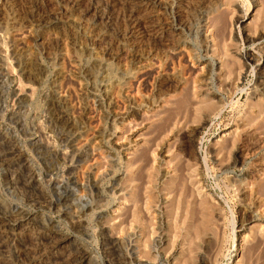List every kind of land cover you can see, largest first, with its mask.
<instances>
[{
  "label": "rangeland",
  "instance_id": "1",
  "mask_svg": "<svg viewBox=\"0 0 264 264\" xmlns=\"http://www.w3.org/2000/svg\"><path fill=\"white\" fill-rule=\"evenodd\" d=\"M160 1L0 0L8 25L19 27L0 26V77L16 91L22 72L40 78L26 100L0 88V264H75L71 256L82 252L85 264H264V92L257 85L264 73V0ZM30 13L51 15L63 27L62 48L46 44L57 33L41 14L34 19ZM173 30L187 47L169 44ZM13 37L21 48L15 54ZM251 50L258 65L242 61L240 53ZM211 60L213 76L200 83V67ZM148 68L159 76L154 84L164 96L153 101ZM177 71L181 84L171 89L160 83ZM127 78L142 104L125 116L114 84ZM102 83L113 85L115 115L105 102L98 105ZM92 132H112L124 145L119 155L88 151V161L96 158L97 172L105 175L102 187L118 169L116 195L91 188L85 174L77 175L83 166L71 173L84 180L76 179L85 184L83 196L101 194L100 203L120 209L89 214V222L75 227L67 216L76 202L69 195L80 184L68 182L67 147ZM62 236L67 242L56 245Z\"/></svg>",
  "mask_w": 264,
  "mask_h": 264
},
{
  "label": "bare ground",
  "instance_id": "2",
  "mask_svg": "<svg viewBox=\"0 0 264 264\" xmlns=\"http://www.w3.org/2000/svg\"><path fill=\"white\" fill-rule=\"evenodd\" d=\"M72 1V0H71ZM74 1V0H73ZM148 1H154V0H148ZM160 1V0H159ZM65 2V1H64ZM64 2H62V3H64ZM161 2V1H160ZM68 3V2H67ZM73 3V2H72ZM31 5H33V4H31ZM36 5V4H35ZM38 5V4H37ZM67 5H69V3L67 4ZM67 5H65L64 4V6H67ZM71 5V4H70ZM78 5V4H77ZM165 5V4H164ZM39 6V5H38ZM63 6V5H62ZM72 6L73 7H76V4H72ZM72 6H71V8H72ZM163 6V5H162ZM35 6H33V8H34ZM203 7V6H202ZM33 8H31V10L33 11L34 9ZM63 8V7H62ZM3 9H4V7H3ZM29 9L30 8H28V10H26L28 13H29ZM35 9H37V11L38 10H40V9H38L37 7H35ZM69 9H70V7H69ZM1 10V9H0ZM6 10V9H5ZM30 10V11H31ZM67 10H68V8H67ZM41 11H42V9H41ZM74 11V10H73ZM7 12V11H6ZM27 12H26V16H28L27 15ZM39 12V11H38ZM64 12V11H63ZM33 13V12H32ZM32 13H30V14H32ZM35 13V12H34ZM39 14H41L42 15V13H38V15ZM102 14V13H101ZM23 15H25V14H22V16ZM38 15H35L36 17L38 16ZM91 15V14H90ZM32 16H33V14H32ZM32 16H29V17H32ZM17 17V16H16ZM24 17V16H23ZM35 17V18H36ZM101 17V16H100ZM28 18V17H27ZM33 18H34V16H33ZM34 18V19H35ZM41 18V20H43V21H45V22H47V23H49L50 24V27L51 28H53V30H55V33H57V34H55V36L53 37H49V38H47L46 40H47V42H46V44L47 45H49V47L50 48H59L61 45H63V43H64V41L62 42V39H61V37H60V35H62V34H60L63 30H62V26L60 25H58L57 23H55L52 19H53V17L51 16V15H48V14H45V13H43V15H42V17H40ZM20 19H22V17H20ZM25 19V18H24ZM23 19V20H24ZM31 19V18H30ZM15 20V19H14ZM28 20V19H27ZM32 20V19H31ZM40 20V19H39ZM13 21V20H12ZM18 21V20H17ZM21 21V20H20ZM29 21V20H28ZM35 21H37V20H35ZM14 22V21H13ZM16 22V21H15ZM14 22V23H15ZM25 22V21H24ZM30 22V21H29ZM32 22V21H31ZM39 22V21H38ZM44 22V23H45ZM42 22H40L39 24H41ZM43 23V24H44ZM223 23V22H222ZM235 23H237V21L235 22ZM24 24V23H23ZM28 24H30V23H28ZM36 24V23H35ZM34 24V25H35ZM38 24V23H37ZM14 25H16V23L15 24H13L12 22H10L9 23V25H8V23H7V19H6V14H5V12L2 10V12H0V26H5V27H7V28H12L13 29V26ZM30 25H32V24H30ZM47 25V24H46ZM101 25V24H100ZM214 26V25H213ZM15 28H17L16 26H14ZM31 27V26H30ZM46 27V26H45ZM44 27V28H45ZM6 28V29H7ZM19 28V27H18ZM17 28V29H18ZM3 29V28H2ZM5 29V28H4ZM62 30V31H61ZM47 31V30H46ZM61 31V32H60ZM246 33V32H245ZM244 33V34H245ZM33 35V34H32ZM168 35V34H167ZM246 36H248L247 34H245ZM63 36V35H62ZM245 36V37H246ZM32 37V36H31ZM14 39L12 40V52L11 53H13V54H15L16 53V49L18 48V46H16V45H18V44H16V38L15 37H13ZM63 38V37H62ZM164 38H165V35H164ZM11 39V38H10ZM31 39V38H30ZM32 39H34V38H32ZM44 39V38H43ZM43 39L41 38V40L43 41ZM65 39V38H64ZM63 39V40H64ZM166 39L168 40V42H170L169 44H172L173 46H175V47H180V46H182L183 45V42L181 41V39H180V37L178 36V34H176V32L173 30V31H171L170 32V34L168 35V36H166ZM45 39H44V41H46ZM25 41H27V40H25ZM41 41V42H42ZM44 41L42 42V43H44ZM11 42V41H10ZM28 42V41H27ZM40 42V43H41ZM165 42V41H164ZM20 44V43H19ZM28 43H26V45H27ZM45 44V45H46ZM186 44V43H185ZM184 44V45H185ZM44 45V46H45ZM183 45V46H184ZM182 46V47H183ZM15 47H16V49H15ZM26 46H24V48H25ZM185 47H187V44H186V46ZM184 47V49L186 50V48ZM9 48V47H8ZM10 48H11V46H10ZM9 48V49H10ZM20 48V47H19ZM18 48V49H19ZM61 48H62V46H61ZM8 49V50H9ZM21 49V48H20ZM19 49V50H20ZM27 49V48H26ZM26 49H24V51L26 50ZM183 49V48H182ZM187 49H189V48H187ZM18 50V51H19ZM28 51V50H27ZM180 51V50H179ZM256 51H258L257 49H256ZM9 52V51H8ZM7 52V53H8ZM26 52V51H25ZM24 52V53H25ZM48 52V51H47ZM21 53H23V51L21 52ZM20 53V54H21ZM49 53V52H48ZM186 53H187V50H186ZM188 53H190L189 51H188ZM17 55V54H16ZM15 55V56H16ZM106 55H109L108 53H104L103 55H102V57H101V59L103 60L104 58H105V56ZM182 55V54H181ZM240 55H241V58H242V61L245 63V64H248L249 65V63L251 62H254V61H257V63H256V65H258V53L257 52H255V51H253V50H251V51H245L244 53H240ZM8 56V55H7ZM9 56H10V54H9ZM134 56V55H133ZM180 55H178V57H179ZM200 56V55H199ZM4 57V56H3ZM138 57H140V56H138ZM187 57H188V55H187ZM186 57V58H187ZM107 58H109V57H107ZM135 58V57H134ZM189 58V57H188ZM191 58V57H190ZM193 58H196V56L195 57H193ZM199 58V57H198ZM7 59H11V58H7ZM15 59V58H14ZM16 59H19V58H16ZM99 60V61H92L93 62V67H96V68H98L99 67V65H101V61L102 60ZM176 59H178V58H176ZM142 60V59H141ZM194 60V59H193ZM193 60H192V62H193ZM200 60V59H199ZM13 61V59L11 60V62ZM16 61V60H15ZM106 61V60H105ZM133 61V60H132ZM150 61V60H149ZM180 61V60H179ZM178 61V62H179ZM191 61V60H190ZM11 62H9V63H11ZM104 62V61H103ZM138 62V61H137ZM151 62V61H150ZM150 62H148L147 63V65L151 68V66H154V65H152V63H150ZM204 62V61H203ZM13 63H15V62H13ZM194 63V62H193ZM205 63V64H204ZM203 64L204 65H202L200 68H202L203 69V76H201V78H200V80H201V82L200 83H205L206 82V80H208L209 78H211L213 75H211V72H212V67H213V64H212V60L211 61H206V62H204ZM18 63H16V65H17ZM255 64V63H254ZM193 65V64H192ZM263 65H264V63H263ZM135 65H133V67H134ZM132 67V66H131ZM137 67H135L134 69L133 68H130V69H133V74H134V76H135V73L136 72H138V70L136 69ZM150 68H148V69H150ZM262 68V65H260L259 66V69H261ZM129 69V70H130ZM136 69V70H135ZM218 69V68H217ZM258 69V68H257ZM95 70V69H94ZM107 70V69H106ZM106 70H103V71H105L106 72ZM120 70V69H119ZM135 70V71H134ZM156 70V69H155ZM158 70V69H157ZM156 70V71H157ZM201 70V69H200ZM220 70V69H219ZM98 71V70H97ZM97 71H96V73H97ZM124 71V70H123ZM122 71V72H123ZM125 71H127V69L125 70ZM154 71V70H153ZM6 72V71H5ZM22 72V71H21ZM20 72V73H21ZM108 73H109V71H107ZM127 72H129V71H127ZM178 73H173V74H169V75H167V77L165 76V77H162L161 75V81H160V83L161 82H163L165 85H167L168 87L170 86V88L173 86H176V85H178L179 83H180V81H181V78H182V76L180 75V72L179 71H177ZM256 72V71H255ZM104 73V72H103ZM120 73H121V71H120ZM119 73V74H120ZM123 73H125V72H123ZM130 73H132V71H130ZM129 73V74H130ZM157 73V72H156ZM159 73H160V71H159ZM162 73V72H161ZM221 73V72H220ZM1 74V73H0ZM3 74V73H2ZM91 74H92V72H91ZM91 74H88V77H89V79H92L93 77H92V75ZM106 74V73H105ZM152 74H154V72H152V69H150L149 70V72H147V75H148V77L150 78V81H151V84L153 83H155V82H157L156 81V79L158 80V78H159V76H157V74L155 75H152ZM218 74V73H217ZM217 74H216V76H217ZM258 74V73H257ZM4 75H6V74H4ZM20 75H23V80H21V82L23 81V84L22 83H20V84H22V88H21V86H20V89L19 90H11L10 88V79L8 78V77H3L2 75H1V77H0V88L2 89L1 90V92L2 93H4L5 95L7 94H9V92H10V90H11V95H13V96H11V97H16V98H24L25 100H26V98L27 97H29V96H31L30 94H32V90H34L32 87H34L33 85L34 84H36V83H38L39 82V79L40 78H38L36 75H31V74H29V73H21ZM118 75V74H117ZM126 75V74H125ZM87 76V75H86ZM105 76H107V75H104V77L103 78H105L104 80H106L105 81V83L107 82V84H108V80H107V77H105ZM155 76H157L158 78H156ZM258 77L259 78H261V80H259L258 81V79H257V85H259V89H261L260 90V92H264V73H261V74H259L258 75ZM22 78V77H21ZM94 78H95V76H94ZM102 78V77H101ZM119 78V77H118ZM121 78H122V76H121ZM123 78H124V76H123ZM130 78V77H129ZM129 78H127V79H124V81H123V83H121V82H116L117 84H114V85H116L115 87H116V96L119 98L118 100H121L120 102H121V104L122 105H124L125 107H126V114H125V116H127V115H129V114H133V113H135V111L137 112L138 110V104L140 103V104H142V101H137L136 100V98H134L133 97V95L131 94V85H132V82H131V79H129ZM132 78V77H131ZM136 78V77H135ZM148 78V79H149ZM217 78H219V75H218V77ZM100 79V78H99ZM109 79V78H108ZM147 79V78H146ZM147 79V80H148ZM216 79V78H215ZM93 80V79H92ZM103 80V79H102ZM102 80H100L101 82H102ZM103 80V81H104ZM119 80H121V79H119ZM123 80V79H122ZM160 80V79H159ZM159 80H158V82H159ZM199 80V79H198ZM218 80V79H217ZM219 80H220V78H219ZM219 80H218V82H219ZM110 81V80H109ZM116 81V80H115ZM42 82V81H41ZM92 82V81H91ZM148 83H150L149 81H147ZM259 82V83H258ZM105 83H102V84H99L98 85V92L101 94V99H98L97 98V100H98V105L100 106V103H106V108H107V106H108V108H111L112 110H113V112H114V115H115V110H114V108L117 106V104L118 103H116V101H114V100H112V99H110L109 98V95H110V93L111 92H115V91H110V93H109V88H111V87H108V85L107 84H105ZM210 83V82H209ZM221 83V82H220ZM157 84V83H156ZM156 84H154L155 85V88L152 90V87H151V92H148V97H152V101H153V99H158V97H159V95L161 94V91H160V86L158 85V87H160V88H157V86H156ZM181 84V83H180ZM212 84V83H211ZM111 85V84H110ZM162 85V84H161ZM152 86V85H151ZM166 86V87H167ZM206 86H208V84L206 85ZM167 87V88H168ZM30 88H32V90L30 89ZM165 88V87H164ZM164 88H162L164 91H166V90H169V89H167L166 88V90L164 89ZM115 89V88H114ZM172 89V88H171ZM210 89V88H209ZM208 90V89H207ZM96 91V90H95ZM216 91V90H215ZM136 92V91H135ZM167 92V91H166ZM98 93V94H99ZM150 93V94H149ZM163 94V93H162ZM161 94V95H162ZM165 94H167V93H165ZM210 94V93H209ZM137 95V94H136ZM207 95V94H206ZM264 95V94H263ZM94 96H95V94H94ZM94 96H93V98H94ZM115 96V97H116ZM142 96V95H141ZM140 96V97H141ZM144 96L145 97H147L146 96V94H144ZM163 96V95H162ZM96 97V96H95ZM98 97V96H97ZM164 97V96H163ZM211 97H212V95H211ZM220 98V97H219ZM23 99V100H24ZM31 99V98H30ZM150 98H148V100H149ZM19 100V99H18ZM22 100V99H21ZM95 100V99H94ZM93 100V101H94ZM139 100V99H138ZM142 100V99H141ZM147 100V101H148ZM29 101V100H28ZM157 101V100H156ZM19 102H20V100H19ZM145 102H146V100L144 101V104H145ZM150 102V101H149ZM148 102V103H149ZM66 103V102H65ZM64 103V104H65ZM104 103V104H105ZM147 103V102H146ZM20 104V103H19ZM96 104H97V101H96ZM69 105V104H68ZM258 105V104H257ZM65 106H67V105H65ZM99 106H98V109H99ZM102 107H103V105H102ZM101 107V108H102ZM124 108V107H123ZM66 109H69L68 107H66ZM103 109H104V107H103ZM110 109V110H111ZM116 109V108H115ZM102 110V109H101ZM117 110V109H116ZM52 111H53V109H52ZM51 111V112H52ZM62 111V110H61ZM100 111V110H99ZM49 112V111H48ZM84 112V111H83ZM103 112V111H102ZM113 112L111 111V113H112V115H113ZM118 113V112H117ZM51 114V113H50ZM50 114H48V115H50ZM117 115V114H116ZM52 116V115H51ZM74 116V115H73ZM82 116V115H81ZM43 117V116H42ZM54 117V116H53ZM79 117V116H78ZM119 117H121V116H119ZM82 118H83V116H82ZM113 118H114V116H113ZM44 119V118H43ZM122 119V118H121ZM79 120V119H78ZM44 121H45V119H44ZM74 121H75V119H74ZM80 121H81V119H80ZM83 121V120H82ZM81 121V122H82ZM115 121V120H114ZM114 121H112L113 123H114ZM76 122V121H75ZM74 122V123H75ZM77 122H79V121H77ZM116 122V121H115ZM80 123V122H79ZM112 123V124H113ZM72 124V123H71ZM76 125H77V123H75ZM74 124V125H75ZM74 125H72V126H74ZM82 126V125H84L83 123H81V124H79V126ZM68 127H70L69 125H67ZM71 126V129L73 128ZM76 127V126H75ZM95 127V126H94ZM82 128V127H81ZM75 129V128H74ZM77 130H78V128H76ZM83 129V128H82ZM99 129V128H98ZM248 129V128H247ZM84 130V129H83ZM90 130V129H89ZM89 130H87V132L89 131ZM100 130V129H99ZM67 131V130H66ZM79 131L80 130H78V132L77 133H79ZM93 131V130H92ZM101 131V130H100ZM103 131V130H102ZM246 131V130H245ZM40 132V131H39ZM87 132H85V133H87ZM91 132V131H90ZM247 132V131H246ZM245 132V133H246ZM67 133V132H66ZM73 133H74V131H73ZM75 133H76V131H75ZM76 133V134H77ZM82 133V132H81ZM84 133V132H83ZM241 133V132H240ZM89 134H91V135H89V136H86V134H83V135H85V136H82V134H78V135H80V136H82L81 138H83V137H85V138H83V140L81 141V139H80V142L78 143V145H76V144H71L70 145V147H71V149L70 150H68V147H67V152L69 151V153H68V159H69V161H70V164H68L67 165V171L70 173V175H69V181L68 182H70L71 181V183H74V184H76V179H78L77 178V176H74L75 174H77V172L73 175V173H71L72 171H73V169H75L77 166H79V167H82L81 169L84 171V173L83 172H81V171H79L80 173L79 174H77V175H80L81 173L82 174H85L86 175V178H85V181L87 180V181H89L90 182V186H91V188H93V189H100V188H102V189H104V192L106 191L107 193H110V194H112V195H114L115 193H116V190H117V179H120V177L119 178H117L118 177V174H120L119 173V171H118V169L116 170L115 169V172L112 174V177H109L108 178V182L106 183V185L104 186L103 185V187H102V181H103V177L105 176H103L102 177V171H101V173H100V171H99V173L101 174V176L99 175V173L97 172L98 170H99V168H96V165H98L97 164V162H96V158H93V161L92 162H90V161H88V151L91 149V150H96L97 149V151H98V149L100 150V151H98V152H101L102 151V153H105L107 156L108 155H111L112 153V151H114L115 152V150H118V155H119V150L121 149V151H123V150H125V149H123L122 150V148H123V144H120L119 142H117V140L119 139L118 137V139L117 140H113V139H115V138H113V133L111 132L110 134H106L105 135V133L104 132H98V133H96V132H92V133H89ZM242 134V133H241ZM240 134V135H241ZM69 135V134H68ZM71 135H72V133H71ZM247 135L249 136V134H248V132H247ZM41 136V135H40ZM75 136H77V135H75ZM189 136V135H188ZM242 136V135H241ZM71 137V136H70ZM73 137V136H72ZM136 137V136H135ZM247 137V136H246ZM245 137V138H246ZM60 138H62V137H60ZM64 138V137H63ZM66 138V137H65ZM244 138V139H245ZM44 139V138H43ZM130 139V138H129ZM135 139L136 138H134L133 139V136H132V141H135ZM241 139V138H240ZM41 141H42V139H40ZM67 141H69L68 139H66ZM131 140V139H130ZM259 140V139H258ZM261 140V139H260ZM66 141V142H67ZM246 141V140H245ZM35 142H37V143H39L40 141L38 140V138H37V140L35 141ZM44 143H46L47 144V142L46 141H44ZM260 143V142H259ZM258 143V144H259ZM49 144V143H48ZM262 144H263V142H262ZM36 145V144H35ZM50 145V144H49ZM260 145V144H259ZM44 146H45V144H44ZM53 146V145H52ZM67 146H68V144H67ZM43 148V147H42ZM45 149H48L49 147L47 146V148L46 147H44ZM104 148V149H103ZM126 148V147H125ZM241 148V147H240ZM66 149V148H65ZM36 150H38V149H36ZM239 150V149H238ZM48 151V150H47ZM66 151V150H65ZM91 152V151H90ZM89 152V153H90ZM98 152H96V153H98ZM113 152V154H115ZM241 153V152H240ZM237 154V153H236ZM93 155V154H92ZM94 155H95V151H94ZM100 155V154H99ZM102 155V154H101ZM100 155V156H101ZM63 156V155H62ZM96 156H98V154L96 155ZM103 157H105V155H102ZM112 156V155H111ZM114 156V155H113ZM238 156V155H237ZM65 157V156H64ZM67 157V156H66ZM90 157H91V155H90ZM115 157V156H114ZM117 157V156H116ZM55 158V157H54ZM109 158V157H108ZM111 158V157H110ZM113 158V157H112ZM120 158V157H119ZM116 159V158H115ZM49 160V159H48ZM62 160V159H61ZM65 160H67V159H65ZM64 160V161H65ZM91 160V159H90ZM243 160V159H242ZM24 161V160H23ZM106 161H107V157H106ZM58 162V161H57ZM67 161H65V163H66ZM99 162V161H98ZM68 163V162H67ZM66 163V164H67ZM49 165V164H48ZM111 165V164H110ZM108 167V166H107ZM45 168V167H44ZM66 168V167H65ZM78 169H80V168H78ZM98 169V170H97ZM63 170V169H62ZM47 171V170H46ZM66 173V172H65ZM39 174V173H38ZM47 174V173H46ZM81 174V176H84V175H82ZM107 174H109V173H107ZM35 175V174H34ZM68 177V176H67ZM40 178H41V176H40ZM107 178V177H106ZM67 179V178H66ZM80 179V181H82V178H79ZM84 179V178H83ZM76 180V181H75ZM106 180V179H105ZM104 180V181H105ZM37 181V180H36ZM84 181V180H83ZM82 181V182H83ZM103 181V182H104ZM38 183H39V181H37ZM78 183H79V181H77ZM82 182H80L78 185H79V188H72L71 189V194L69 195V196H72V198H74V200L76 201V202H74L72 205L73 206H75L73 209L70 207V210H69V212H68V214H67V216H68V218L71 220V223L73 224V226H75V227H82V226H84L85 225V223H87V221L88 220H86V217L89 215V214H96V213H99V215H97L98 217H102V216H104V215H101V214H104L105 212H103L104 210H107L108 212H109V214H111L112 213V211H118L119 209H120V207H116V206H114V204H111V205H108V203H110L109 201H105V203L107 202V205H103V203H100L101 201L100 200H102L103 198H102V195L100 194V195H98L97 194V196L94 198L92 195V199H88V198H86V196L84 197L82 194L84 193H82L81 194V192L82 191H85L84 190V187H85V184H83ZM88 182V183H89ZM106 182V181H105ZM67 183V182H66ZM65 184V183H64ZM69 185V184H68ZM88 185V186H89ZM65 186H67V185H65ZM70 186H73V184L72 185H70ZM77 186V185H76ZM69 187V186H68ZM86 187H87V184H86ZM118 187H119V185H118ZM88 188V187H87ZM70 189V188H69ZM89 189V188H88ZM122 189V188H121ZM40 191V190H39ZM39 191L37 192V193H39ZM88 191V190H87ZM101 191V190H100ZM69 192V191H68ZM78 192H79V194H78ZM91 192L92 191H90V192H88V193H90L91 194ZM102 192V191H101ZM93 193H94V191H93ZM89 194V195H90ZM40 195V194H39ZM87 195V194H86ZM111 195V196H112ZM116 195V194H115ZM41 196V195H40ZM68 196V197H69ZM88 196V195H87ZM106 196V195H105ZM108 197H110V196H108ZM113 197V196H112ZM72 198H69V199H72ZM116 198V197H115ZM118 198V197H117ZM116 198V199H117ZM123 198H125V197H123ZM122 198V199H123ZM110 199H111V197H110ZM114 199V198H113ZM112 199V200H113ZM115 199V200H116ZM114 200V201H115ZM131 200V199H130ZM36 201V200H35ZM100 201V202H99ZM73 202V201H72ZM112 202V201H111ZM118 201H116V202H114V203H117ZM40 203V202H39ZM45 203V202H44ZM71 203V202H70ZM113 203V202H112ZM118 204V203H117ZM117 204H115V205H117ZM76 205H78V206H76ZM72 206V207H73ZM114 206V207H113ZM135 206H137V205H135ZM76 207H78V208H76ZM112 207L114 208L113 210H111V213H110V209H112ZM116 207V208H115ZM133 208H134V206H133ZM133 208H132V210H133ZM135 210H137L138 209V206H137V209L136 208H134ZM134 211V210H133ZM133 211H130L129 210V212L131 213L132 212V215L134 216V213H135V211H134V213H133ZM139 211L137 210V214H139L138 213ZM206 213V212H205ZM108 214V213H107ZM106 215V214H105ZM118 215H119V213H118ZM122 215V214H121ZM66 216V217H67ZM93 216V215H92ZM133 216H131V214H130V217H133ZM136 216V215H135ZM134 216V218L136 219V217L137 216H139V215H137L136 217ZM89 217V216H88ZM109 217V216H108ZM123 217V216H122ZM140 217V216H139ZM133 218V219H134ZM138 218V217H137ZM250 218V217H249ZM89 219V218H88ZM126 219V218H125ZM129 219V218H128ZM134 219V220H135ZM246 219H248V218H246ZM109 220H111V219H109ZM122 220V219H121ZM137 220V219H136ZM135 220V221H136ZM241 220H243V218L241 219ZM89 222V221H88ZM130 222V221H129ZM70 223V222H69ZM103 223V222H102ZM102 225V224H101ZM101 225L99 226V227H101ZM240 225H241V222H240ZM72 226V227H73ZM103 226V225H102ZM74 227V228H75ZM101 231H103L102 229H101ZM104 232V231H103ZM106 232V231H105ZM108 234V233H107ZM102 234L100 233V236H101ZM110 235V234H109ZM163 235V234H162ZM103 236V235H102ZM101 236V237H102ZM105 237L107 236L106 234L104 235ZM123 235H119V236H117L115 239L116 240H119L121 237H122ZM113 237H115V236H113ZM104 239V238H103ZM108 239V238H107ZM110 239V238H109ZM115 239H113V240H110V241H112V245H113V247L116 245V240ZM127 239V238H126ZM125 240V239H124ZM135 240V239H134ZM137 240V239H136ZM135 240V241H136ZM119 241H121V240H119ZM155 241V240H154ZM153 241V242H154ZM160 241V240H159ZM63 242H67V238L66 237H64V236H62V237H60L59 239H57L56 241H55V244L56 245H59L60 243H63ZM117 246V245H116ZM67 256H64V257H62V258H64V259H67L66 258ZM87 258H88V255L86 254V253H84V252H82V253H79V254H76V256H71V258L70 259H72V262L74 261L75 262V264H85V261L87 260ZM134 258V257H133ZM121 262V261H120ZM119 264V263H118Z\"/></svg>",
  "mask_w": 264,
  "mask_h": 264
}]
</instances>
